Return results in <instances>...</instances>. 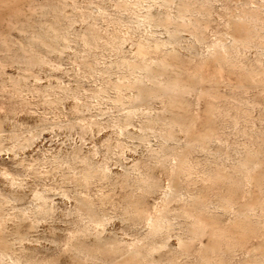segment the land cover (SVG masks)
<instances>
[{"label": "rangeland", "instance_id": "1", "mask_svg": "<svg viewBox=\"0 0 264 264\" xmlns=\"http://www.w3.org/2000/svg\"><path fill=\"white\" fill-rule=\"evenodd\" d=\"M123 1L0 0V205L3 204L4 220L0 235L3 234L9 241L15 235L13 232L26 236L25 240L8 248L13 258L0 264H44L45 261V264H87V261H76L72 257L65 246L70 238L86 251L90 249L91 257L105 256L103 250L95 248L98 242L109 249L121 247L132 240L136 230L131 227L124 210L133 205L137 197L142 202L144 199L143 205L150 212H157L163 204L160 191L166 189L171 181L167 163L155 161V157L163 152L160 144L162 130L164 133L168 131L175 139H171L172 142L169 140V145L173 141L185 143L188 137L185 126L167 123L170 113L184 112L189 115L187 118L193 120L189 125L191 131L202 128L203 105L196 103L195 97L197 88L203 84L200 76H206L208 81L205 84H209L207 86L212 91L218 89L219 94H228L226 97L229 96L231 102L226 105L231 115L240 112L237 105L239 97L249 99L248 105H244L248 111L247 119L237 120L236 124L229 119L227 126H223L222 138L206 143L207 151L185 148L190 169L186 176L178 174L177 180L182 186L198 191L204 198L214 199V196H225L227 192L226 195L230 193L236 202L264 199V178L259 181V187L254 185V179V183L251 181L245 186L241 184L239 188L230 189L229 182L223 183L214 176L231 171V161L236 154L234 149L241 144H248L251 152H257L254 160H262L256 164L254 169L257 168V171L253 169V174L264 169L262 144L254 135L264 130V89L257 85L261 76H255V85L241 82L236 73L238 69L230 70L226 66L216 69L213 65H203L201 69L196 54L203 50L207 42L225 32L226 17L240 7H258L264 23V0H173L167 5L154 0ZM178 10H184L187 19L192 16L190 22L188 19L187 23L178 26L179 40L167 44L173 52L165 55L158 52L157 58L162 56L165 63L153 61L150 71L155 77L159 74L160 77L176 78L188 85L186 89L189 91L183 92L181 100L190 104L163 108L161 98L156 96L159 91L157 80H153V76L140 75V70H137L139 74L135 73L136 77H140L139 83L122 88L123 101L117 102L114 83L120 81L128 69L126 63L122 65L121 62L123 59L131 60L137 40L151 35L167 42L166 30L174 25L169 18ZM146 11L152 16L149 21L141 16ZM157 18L162 19V23H157ZM69 19L70 27H67L65 22ZM47 24L54 26L56 40L44 32ZM257 28H260L259 24ZM63 36L67 37L64 46ZM112 37L115 41L122 38L120 48ZM30 41L37 44L32 49ZM245 51L241 61L246 68L255 66L264 69V57H256L255 48ZM154 53H148L146 58L156 60ZM137 91L140 100L134 103L132 99L137 96ZM223 104L221 108H224ZM130 111L132 114L126 122V112ZM219 119L217 114L213 124L217 129L222 127ZM140 135L144 140L139 139ZM163 150L166 151L165 148ZM129 162L133 163V168L126 170L125 164ZM97 163H104L108 170L106 175L97 170ZM85 169L90 177V172L94 174L86 183L82 179ZM143 175L157 183L154 193L144 192L143 186L137 185L138 177ZM79 194L93 201L95 209L109 214L106 221L98 225L97 237L78 231L86 220L76 198ZM94 194L100 196L99 200ZM39 195L41 197L38 198ZM42 201L48 210L46 216L34 213V207ZM179 207L180 203L175 200L166 204L171 216H168L171 218L169 221L174 223L175 229L169 233L167 246L155 252L154 258L160 255L167 257L166 263L159 264H188L202 253L208 259L216 258L224 250L225 238L220 236V242H223L219 248L215 249L216 245H212L214 253L210 252L211 248L204 252L199 247L200 242L205 244L219 237L218 234L214 237L209 235V231L214 229L209 226L204 235L190 242V254L186 258L174 260L175 235L183 232L186 224V221L182 222L185 219L180 215ZM219 217L220 222L216 225L227 227L233 233L238 232V228L226 217ZM256 228L259 231L247 238L245 245L259 242L264 246V236L259 234L263 232L264 224L257 223ZM258 249L264 255V247ZM89 264L98 263L89 261Z\"/></svg>", "mask_w": 264, "mask_h": 264}, {"label": "bare ground", "instance_id": "2", "mask_svg": "<svg viewBox=\"0 0 264 264\" xmlns=\"http://www.w3.org/2000/svg\"><path fill=\"white\" fill-rule=\"evenodd\" d=\"M154 1H157V2L159 1V3H161L163 5H167L171 2H173V0H154ZM116 3H118V2H116ZM183 11L184 10H178V11H176L175 15L173 14L172 17L169 16L170 22L173 23L174 25L170 29L166 30L167 31V37H168L167 42H163L162 41L163 39L159 40L157 38H154L151 35L149 37H145L144 39L137 40L138 42L136 44L135 52H134V55L131 58V60H129V59L124 60L123 59V61L121 63H122V65H123V63L124 64L126 63V65L128 66V69H127L126 73L123 74L122 79L120 81H116L114 83V86L116 88V101L117 102L123 101L122 96H121L122 88L124 89V87L126 85H131V84L133 85V84H136L137 81H139L140 77H136L135 73L138 72L137 70H140V72L142 73L140 75L147 76V77L153 76V78H155L153 80H157L156 83L158 84L159 91L157 92L156 96L161 98V102H162L161 104H163V108L167 107V106L186 107V105L190 104L187 100H184V99L181 100L182 96H183L182 95L183 92L189 91L188 89H186L188 85L186 86V84H184L183 82H181V80L176 79V78L171 79V78L160 77L159 74L157 75V77H158L157 78L153 74H151V71H150L151 70L150 66L154 63L153 61H158L161 64L165 63V60L162 56H160V59L157 58L158 52L162 55L173 52L172 48L170 46H169L170 48H168L167 44L175 43V42H177V40H179V27L178 26L180 24L182 25V24L187 23V20L190 17H192V16H190L188 19L185 18V12H183ZM141 16H142V18H144L148 21L152 19L151 13L149 11L144 12V14H141ZM203 17H206V15ZM115 18H117V17H115ZM70 20L71 19H69L65 22L68 25L67 27H70ZM135 20H136V18H135ZM137 20H139V19L137 18ZM64 21H65V19H64ZM116 21H118V20H116ZM130 22L132 23V20H130ZM188 22H190V19L188 20ZM157 23H162V19L157 18ZM258 24L260 25L259 29L257 28ZM119 26H117V27H119ZM225 26H226L225 27L226 29H225V32L223 34H221L218 38H216L214 40H210V42H207V44H205L203 50L199 51V53H196L198 55V58H199V59L197 58L199 60L198 67L201 68L203 65L205 67L213 65L216 69H221L222 67H225V66H226V68H228L230 70L231 69L232 70L238 69V71H236V73L238 72V75H237L238 79L241 82L242 81H244L246 83L250 82L252 84L255 82V80H254V79H256L255 76L260 75L261 76L260 77V83L257 85H259V86L261 85L264 89V69L263 68L260 69L259 67L257 68L255 66H251V67L246 68L243 61H241V58L244 55L243 54L244 51L249 49V48H255L254 52L256 54V57H258V58L264 57V23H263L262 18L260 17L259 8L256 6H252V5L240 7L239 10H237L236 12L229 13L228 17H226V20H225ZM44 30H45L44 32L49 37L56 40L55 39L56 30H55L53 25L47 24L46 27H44ZM114 36H116V35H114ZM43 37H44V35H43ZM63 37H64V39L62 42V44H63L62 46H64L65 43L67 42L66 41L67 37L66 36H63ZM113 40L115 41L116 39L113 38ZM117 40L118 41H115V44H117V48H120L122 38L121 39L118 38ZM199 43H201V42H199ZM29 45H30V48L32 49L37 44H35L34 42L32 43V41H30ZM45 49L47 50L48 48L46 47ZM151 52L156 53V54L154 53L155 54L154 59H156V60H152L151 58H146V55L148 53H151ZM120 59H121V57H120ZM202 68H204V67H202ZM138 74H139V72H138ZM200 75H202V74H200ZM199 78H200L201 83H203V84H201V86H199L197 88V91L195 90L197 93L196 94L197 96H195V97H196V103L199 102V103H202V105H203V109L201 110L202 115H203L202 116V118H203L202 119V125H201L202 128L198 131H196V130L191 131L190 130V128H191L190 123L193 120L191 118H187L189 115L186 116V114L184 112L183 113H180V112L174 113V111H173L172 113H170L168 120H167V123L168 124L177 123V124H180V125H183L186 127L188 137H187L186 141H184L185 143L180 144V142H178V141H173V143H171L169 145L168 141L170 140L169 142H172L171 139L173 140L174 137H172V135H170V133L168 131H166L164 133V130H162L163 131L161 134L162 140L160 139L161 140L160 144H161V147L163 149L164 148L166 149V151H164L162 149L161 151H163V152L160 153V156L155 157V161H156V163L158 162L160 164L161 163L162 164L167 163L168 169L170 170L169 173H171L170 175H172L170 178L171 181H170V184L168 185V187L166 189L165 188L162 190L160 189L161 190L160 191V197H161V201L163 203L162 205L160 204V206H162V207H158L159 209L157 212L156 211L152 212V210L150 212V210H148L147 206L143 205V203L145 202L144 199L142 202L136 197L135 198L136 201H134L133 197H131L132 201H134L135 204L132 202L133 205H130V207H127V208L125 207L126 209L125 210L123 209V210L126 211L125 214L127 215L126 217L128 218V220H130L131 227L134 228V230H136L135 231L136 235L133 237V239L130 240L128 243L125 242V245H123L121 247L116 246V247H110L109 249H107L108 247H106V248L103 247V246H105V244H99V242H98V244L95 246V248H100L101 250H103L105 256L95 257L93 255L94 257H91L90 253L88 252L90 249L88 251H86L82 247L77 246V244H74V242L72 241V238H70V240L66 242L65 246L71 252L72 257L75 258L76 261L77 260L81 261V262L87 261L88 262L87 264H89V261H93V262L98 263V264H159L160 262H165V259L167 257L166 258L162 257L160 255L161 253H159L158 255H160V256H157L156 258H154L153 254H155V252L157 253L158 251L160 252L161 249H163L164 247L167 246L168 239H169V233L171 231H173V229H175L173 227L174 223L172 224L169 221L171 219V218H169V217H171L169 214L170 212H169V210L166 209V204L171 200H175V201L180 203V207H179L180 212L179 213L185 219V220L183 219L184 221H182V218H181V221L183 223L186 221L185 222L186 224L184 226L185 227L184 231L183 232L177 231L178 233H176V235H175V242H174L175 247H173V248H175L174 254H173V258H175L174 260L180 259L182 257L186 258V256L188 254H190V253H188L190 251V249L188 251V246H190V244H191L190 242H192V240L194 238L201 237L202 234L204 235V232L206 233V231L208 230L206 228H208L209 226H213L211 228H214V229H211V230L209 229L210 230L209 235L212 237L219 235V237H218L219 240H217L218 238L216 237V240H214V241L212 240V242L207 241L205 244L204 243L202 244L200 242V246H199L200 250L202 248V249H204V252H206L205 249H208V251H209V249L211 248L210 252L214 253L215 249H217V246L219 248L220 245H222L223 241L220 242V236L223 239L224 238L226 239V242L223 243L224 250H222V252L218 253L216 255V258H212V259H208V257H205V255L202 256L203 253L201 255L199 254L197 257H194L192 259V261H190L188 264H264V255L262 254L263 252L262 253L258 252L260 250L258 248L259 247L263 248L264 246H262L259 242L250 243L249 245H245V242H247V238H249L251 235H254L255 231L258 230L256 228L257 223L258 224H262V223L264 224V199L263 200L247 199L245 201L236 202V201H234V198L230 197V193H229V195H226V194H228L227 192H226L225 196L224 195L214 196V199H213V197L212 198H204L203 197L204 195H201L200 193H198V191H195L194 189H192L190 187L186 188V187L182 186L180 184V182L177 180L178 174H182V175L186 176L188 174L189 169H190L189 165L187 164V162H189V161L186 160V157H185V150H184L185 148L186 149H192V150H198V151H205V150L207 151V149L205 147V145L207 146L206 143L210 142L212 140H214V142H215V140H220V138H222L224 131H225L223 126H227V124L229 123L228 122L229 119H232V122L234 124L237 123V120H240V119L246 120L247 119V112L248 111H247L246 106L248 105L247 102H250L249 99H246L244 96L239 97L237 99V105L240 108V112L236 113L237 115H233V114L231 115V111H230L229 107L226 105L227 103L231 102L229 96L226 97V95H228V94H226L225 96H224L225 93L219 94L217 92L218 89L212 91V89H210V87L207 86L209 84H207V85L205 84V82L208 81L206 76H200ZM257 81H258V79H257ZM137 83H139V82H137ZM255 83H257V82H255ZM137 93H138L137 96H135L132 99V101H134V103L136 102L135 100H137V101L140 100L139 99V92L137 91ZM227 93H229V92H227ZM133 95L134 94H132V96ZM128 102H131V101L128 100ZM131 103H129V104H131ZM182 103H184V104H182ZM125 104H123V105H125ZM221 104L225 105L224 108L223 107L221 108ZM244 105H246V106L244 107ZM130 107H132V106H130ZM128 111H129V109H128ZM131 111L129 113L126 112V114H127L126 122L130 118ZM217 114H218V116H220L219 120H221L220 124L222 127L220 129H217V128H215V126H213V124L215 122L214 118L216 117ZM197 116H198V113H197ZM192 129H193V127H192ZM254 135L256 136L255 139L259 143L262 144V148L264 151V130L260 133L255 132ZM139 139L144 140V137L142 135H140ZM247 145L248 144H244V145L241 144L240 147L234 146L235 147L234 151L236 154H235V157L232 156L235 159H233L231 157L233 161L230 160L231 161V168H230L231 171L228 170L230 172L222 173V174L220 173V174L214 175L216 179H220L221 181H223V183L229 182L230 189L233 187H236V186L239 188V186L241 184H244V186H245V185H247V183H250L251 181H253L252 183H254V179L256 182L254 185L258 186L259 181L262 178H264V169L263 170L259 169L260 171L261 170L262 171L261 172L258 171L255 174H253L254 170L257 171L256 170L257 168L254 169L256 164H260V161H262V160L259 161V158L254 160V157L257 156V152L256 151L251 152ZM208 150H209V147H208ZM260 152L262 153V150H260ZM260 152H258V154ZM228 153H229V151H228ZM226 158H225V160H226ZM214 162H215V160H214ZM225 162H227V161H225ZM263 162H264V160H263ZM214 165H216V164H214ZM221 165L223 167L225 166L224 164H221ZM263 165H264V163H263ZM95 166L97 167V170H99L103 176L106 175L108 170H107L106 166H104V163H103V165L97 163ZM95 166L94 167L91 166V167L95 168ZM131 166H133V163L129 162V163L125 164L124 168L126 170H128L130 168H133ZM259 166L261 167V165H259ZM93 168H91V169H93ZM262 168H264V167H262ZM208 169L210 170V168H208ZM91 171L95 172L96 170H91ZM90 174H91V177L88 174L87 170H86V172L83 173L82 179L85 183L87 181H89L90 178L93 177L92 176L93 173L90 172ZM208 174L212 175L210 173H208ZM207 177H208V175H207ZM152 180H149L146 176L143 175V176L138 177L139 183H137V182L136 183H137V185L143 186L142 188H143L144 192L146 191L147 193L152 194L158 188L157 183H155ZM241 187H243V186H241ZM230 189H228V190L230 191ZM143 191H141V192H143ZM94 195H95L94 197L99 200L100 196L98 194H94ZM263 195H264V191H263ZM231 196H232V194H231ZM39 197H41V196L39 195L38 198ZM76 198L79 202L81 209L83 210L82 213L85 214V216H86L85 223L81 224L82 226L79 228L78 231L81 233H85V234H89V235H93L94 237H97L98 231L100 229V228L98 229V225L103 224L106 221L107 216H109V214L107 215V212L104 213V212H101V211H98L97 209H95L94 206L92 205L93 201H90L85 195L79 194ZM137 201H138V203H137ZM155 203L153 204V208L156 207ZM122 204H124V203H122ZM2 205H0V230L3 229L1 227H2L3 221H4L3 220V213H2V211H3ZM34 208H35L34 213L41 214V215L47 214L48 210H47V207L43 201L36 204V206ZM154 209L156 210V208H154ZM120 211H122V210H120ZM219 216L226 217L231 222V224L233 226H235V228H238V230H237L238 232L233 233V232H230L229 229H227V227H224V226L222 227L221 225L220 226L216 225L220 222ZM175 217L177 218V216H175ZM178 218H179V216H178ZM102 229L103 228H101V230ZM181 230H183V229H181ZM259 234H260V236H264V230L261 233L259 232ZM13 235L14 236L12 237V239L10 241L7 240L3 234L0 235V263L11 260L13 257L11 256L9 249L12 248V245L14 243L19 244V242L26 239V236L24 234H18V233L16 234L13 232ZM24 236H25V239H24ZM73 238H75V237H73ZM20 244L22 245V243H20ZM171 245H173V244H171ZM212 245L213 246L216 245V248L214 249V251L212 250L213 249ZM19 249H21V248L19 247ZM168 249H169V246H168ZM213 253H211V254H213ZM27 258H29V257H27ZM209 258H211L210 255H209ZM29 259H31V258H29ZM234 260H237V261L234 262ZM45 262H44V264H45ZM179 262H180V260H179ZM90 263H92V262H90ZM75 264H77V263H75ZM167 264H173V263L167 262Z\"/></svg>", "mask_w": 264, "mask_h": 264}]
</instances>
